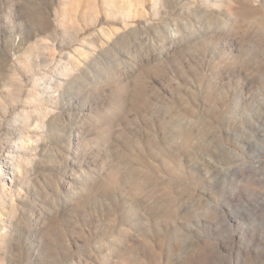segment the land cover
I'll use <instances>...</instances> for the list:
<instances>
[{"label":"rangeland","instance_id":"rangeland-1","mask_svg":"<svg viewBox=\"0 0 264 264\" xmlns=\"http://www.w3.org/2000/svg\"><path fill=\"white\" fill-rule=\"evenodd\" d=\"M0 144V264H264V0H0Z\"/></svg>","mask_w":264,"mask_h":264},{"label":"bare ground","instance_id":"bare-ground-1","mask_svg":"<svg viewBox=\"0 0 264 264\" xmlns=\"http://www.w3.org/2000/svg\"><path fill=\"white\" fill-rule=\"evenodd\" d=\"M71 72L76 74V69L75 68H71L68 65H65L64 68H63V76L67 77V76H69V74ZM52 82H54V80H52ZM37 83L39 84L40 82L37 81ZM62 86H63V84L60 83L59 87L61 88ZM5 152H7V151L4 149L3 145L0 144V157H3V159H4L3 168L1 167V170H0V176L2 174H8L9 171H12L11 167H13V171H14V169L19 170L21 168L20 167L21 166V162L20 163L16 162V159H14L13 155H9V153L5 154ZM13 183H14L13 178H10L8 181L5 180V183H2V186H1L0 189H4L5 186L11 187V186H13ZM14 208L15 207H12L11 209L14 210ZM0 239H3L2 238V234H0Z\"/></svg>","mask_w":264,"mask_h":264}]
</instances>
